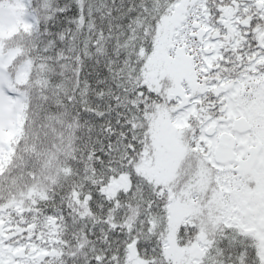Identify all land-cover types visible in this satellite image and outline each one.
Returning a JSON list of instances; mask_svg holds the SVG:
<instances>
[{
  "label": "snow or ice",
  "instance_id": "1",
  "mask_svg": "<svg viewBox=\"0 0 264 264\" xmlns=\"http://www.w3.org/2000/svg\"><path fill=\"white\" fill-rule=\"evenodd\" d=\"M0 264H264V0H0Z\"/></svg>",
  "mask_w": 264,
  "mask_h": 264
}]
</instances>
